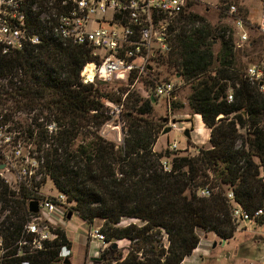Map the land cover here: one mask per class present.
Masks as SVG:
<instances>
[{
  "label": "trees",
  "instance_id": "obj_1",
  "mask_svg": "<svg viewBox=\"0 0 264 264\" xmlns=\"http://www.w3.org/2000/svg\"><path fill=\"white\" fill-rule=\"evenodd\" d=\"M219 2L223 11L233 3ZM173 23L178 25L168 29L169 52L161 63L176 69L189 85L188 106L210 130L211 148L195 156L175 155L169 173L161 168L164 156L153 151L161 129L144 118L151 114L148 101L127 94V131L121 145L90 131L110 120L105 102L120 105L121 99L108 85L81 82L88 50L46 41L14 57H0L2 122L14 131L15 142L30 143L29 155L39 162L42 175L39 183L32 180V187L21 184L16 191L0 179V215L7 212L0 222V264H63L61 248L71 249L60 230L57 240L43 243L41 250L28 245L33 239L25 230L32 217L28 204L40 200L36 190L45 178L66 196L67 204H74L71 210L81 221H103L100 231L106 243H129L125 256L110 246L91 264H183L199 247L197 230L221 240L233 238L236 228L225 190L247 212L263 205L259 169L264 173V131L253 127L264 117V96L243 82L244 67L236 62L240 50H234L226 27L210 26L193 13ZM253 46L244 49L248 60L251 54L246 52ZM229 90L234 94L231 104L226 102ZM19 113L27 119L16 120ZM236 124H249V131L239 135ZM208 184L218 190L209 198L199 197L197 192ZM123 219L138 223L121 226Z\"/></svg>",
  "mask_w": 264,
  "mask_h": 264
},
{
  "label": "built area",
  "instance_id": "obj_2",
  "mask_svg": "<svg viewBox=\"0 0 264 264\" xmlns=\"http://www.w3.org/2000/svg\"><path fill=\"white\" fill-rule=\"evenodd\" d=\"M200 1L0 0V57H14L51 41L63 47H80L89 51L90 61L80 73L84 85L138 82L152 72V67L148 64L151 57L155 54L167 55L169 52L167 31L170 24L185 14L194 3ZM219 11L226 13L231 22L234 50L250 48L252 29L264 36V13L256 25H250V22L239 14L234 2L226 11L221 7ZM242 79L247 86L264 96V55L251 57L242 70ZM176 89L175 83L157 85L154 97L172 100ZM233 101V91L229 90L226 102L231 104ZM109 104L105 106L108 108ZM109 114L110 120L113 117L119 120L120 129L125 126L122 106H115ZM195 120L197 126L202 123L199 115H195ZM172 128L176 130L175 124ZM235 128L239 135L244 136L249 131V124L243 128L236 124ZM253 128L264 131V117ZM8 129L9 125H5L0 116V134H3L4 139L2 140L9 145H16L11 157L6 156L0 146V179L8 186L4 171L15 170V165H21L16 179L17 186L22 184L28 187L25 180L29 179V176L31 178L32 172L39 168V162L30 157L29 151L27 157L23 155L18 144L20 141H14L15 134L13 139L8 137L11 135ZM177 131L184 132V129ZM168 150L174 153L179 149L177 144L173 143ZM161 168L164 173H169L171 160L163 158ZM259 170L261 172L259 178L264 186V173L262 168ZM217 190L216 187L205 186L197 195L209 198L211 193ZM223 196L235 228H244L246 225L264 227V201L261 207L247 212L235 201L232 191L225 190ZM66 199L65 195L58 194L53 198L45 197L36 201L38 213L32 215L25 227L26 233L33 236L31 243L28 244L32 249L41 250L43 243L57 240L58 235L50 226L59 221L57 213L62 217L59 208L66 205ZM89 237V243H98L101 252L109 246L99 228L92 229ZM22 254L20 250L18 255ZM71 255V250L65 246L61 248L58 258L65 264L66 261H71Z\"/></svg>",
  "mask_w": 264,
  "mask_h": 264
},
{
  "label": "rangeland",
  "instance_id": "obj_3",
  "mask_svg": "<svg viewBox=\"0 0 264 264\" xmlns=\"http://www.w3.org/2000/svg\"><path fill=\"white\" fill-rule=\"evenodd\" d=\"M219 1L221 0H201L200 2L194 3L186 13H193L205 19L210 26L226 27L228 31L227 34L232 33L231 22L228 16L226 13L219 11V7H221ZM230 1L235 2V5L239 10V14L248 20L250 25H256V23L260 21L264 13V0ZM172 25L176 26L178 24H170V26ZM167 35L169 40L170 35L168 34V31ZM231 38L234 39L232 34ZM252 41H255V43L251 44L254 46L251 50L246 52L251 54L249 58H253L256 55H264V36L260 35L257 31H255V29L250 31V43ZM219 49L220 42L217 41L213 46V52L216 54ZM253 51L255 52L252 53ZM244 52V50H240V52L236 53L237 66H242V68L246 66L248 61H250L248 60V57H245ZM166 58V55L161 54H155L154 57H151L148 64L151 65L152 72L150 75L148 73L143 80L134 82L132 85H129L128 82H114L109 84L107 86V90L111 91L115 97H120V102L122 104L120 103V105H117L110 102H105V104L110 103L108 106L109 112L113 110L115 106H122L124 112L127 110V107H125V98L127 94L131 97L136 96L144 101H148L151 107V114L149 116H145L144 118L148 119V121L158 124V126L160 125L161 129L158 139L153 147V151L163 155V158L166 157L169 160H171L175 155L195 156L197 151L200 149L208 150L211 148V145L209 140L206 138V132L199 129L197 126L195 115L192 114L188 106L186 99L190 95L189 85L185 84L176 69L168 67L167 64L161 63V61L165 60ZM169 82L175 83L177 87L173 94L174 98H172V100H166L164 98L154 97L156 86ZM150 83H153V87L150 86ZM15 119L22 120L27 119V117L25 114L19 113L16 115ZM229 119H231V116ZM118 123L119 120L116 117H113L100 128H91L90 131L97 133L105 141L119 146L123 143V140L126 137L127 125L125 121V126L120 129ZM174 124L176 126V130L172 128V125ZM168 128H170V132L164 134ZM177 129H184V131L188 130L190 132V139L186 140L183 132H179ZM197 130L201 131L196 132ZM13 135L14 131L11 130V135L9 134L8 137L13 139ZM2 139L3 134H0V146L2 147L1 150H3L6 156L11 157L16 145H9L8 142L6 143L3 141L4 139ZM81 140H83L82 137L79 138L78 144ZM173 143H176L179 149L176 153L174 152L175 154H172V152L168 150V147ZM18 144L22 149L23 155L27 157V152L31 149L30 143L28 144L27 141L20 140ZM239 146L240 143L238 142L236 147ZM253 161L256 164H259V160L256 157H253ZM20 167L21 165H15V170H5L3 173L9 183L8 187L12 191H16L18 188V182L16 179L19 176L18 171ZM32 173L33 174L31 178L29 176V179L25 180V183H28L29 187H32V180H34L35 183H39L42 177V175L38 174V168ZM207 186H209V184ZM36 194L39 195L40 199H43L45 197L53 198L59 193L49 178H45V182L41 184L36 190ZM73 206V203H66L64 207L59 208V211L62 213V217L59 213H57L56 215L60 218L59 221H55L53 226H50L49 224L47 225L50 226V228L55 229V231L60 230L65 233L67 240L71 244L72 264H91V257L89 253H92L93 251V244H97L98 246L99 244L96 242L90 244L89 235L92 229H101L103 226V221L94 220L91 225H87L78 218L77 214L73 210H71ZM68 213L72 214L69 220L66 219ZM4 215H7V212H5L3 215H0V222L3 220ZM130 223H138V221L132 219H123L121 221V226H126ZM197 235L200 238L201 245L196 253H192L193 257H191L185 264H264V227L246 225L244 228H236L233 238L226 241L224 245H221V239L211 233L205 234L202 230H197ZM70 240L73 241V244ZM113 244L116 245V249L120 254L123 256L127 254L129 247V243L127 241H118ZM113 244H109L106 249H108ZM213 245L216 246L214 247ZM100 251L101 250L99 248L96 249L95 253L99 254L96 258L100 257ZM2 254L3 253L0 251V261Z\"/></svg>",
  "mask_w": 264,
  "mask_h": 264
},
{
  "label": "water",
  "instance_id": "obj_4",
  "mask_svg": "<svg viewBox=\"0 0 264 264\" xmlns=\"http://www.w3.org/2000/svg\"><path fill=\"white\" fill-rule=\"evenodd\" d=\"M173 123H174V122H173ZM168 132H170V128H168V129L164 132V134H166V133H168ZM183 134H184V137H185L186 140H189V139H190V132H189L188 130H185V131L183 132ZM38 210H39V208H38V203H37L36 201H32V202H30V203L28 204V212H29L30 214H32V215H36V214L38 213ZM71 215H72L71 213H68L67 216H66V219L69 220V219L71 218ZM225 243H226V240H221V245H224ZM213 246L215 247L216 245H213ZM111 248H112V249H116V245H115V244L111 245ZM65 264H70V262H69V261H66Z\"/></svg>",
  "mask_w": 264,
  "mask_h": 264
},
{
  "label": "crops",
  "instance_id": "obj_5",
  "mask_svg": "<svg viewBox=\"0 0 264 264\" xmlns=\"http://www.w3.org/2000/svg\"><path fill=\"white\" fill-rule=\"evenodd\" d=\"M198 127H199V129H201V130H203L204 132H206V134H207V135H206V138H207V140H209V139H208L209 136H210V131H209V129H206V128H205L203 122H202L201 124H198ZM201 130H199V131H201ZM70 241H71V240H70ZM71 242H72V244H73V241H71ZM92 244H93V243H92ZM200 245H201V243L199 244V247H200ZM89 246H90V244H89ZM93 246H94V248H93L92 253H91V252L89 253V254H90V257H91L90 261H93V260L97 259L96 257L99 255V254L95 253L96 249L99 248L98 245H97V244H93ZM199 247L197 248V250L199 249ZM94 249H95V250H94ZM70 250H71V249H70ZM197 250H196L194 253H196ZM100 252H101V251H100ZM191 257H193V255H191V256L185 258L183 264H185V263H186ZM71 261H72V260H71ZM71 261H70V263L72 264Z\"/></svg>",
  "mask_w": 264,
  "mask_h": 264
}]
</instances>
